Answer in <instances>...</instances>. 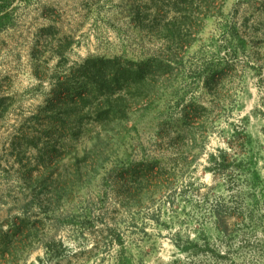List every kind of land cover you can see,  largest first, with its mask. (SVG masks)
Here are the masks:
<instances>
[{"label": "rangeland", "instance_id": "1", "mask_svg": "<svg viewBox=\"0 0 264 264\" xmlns=\"http://www.w3.org/2000/svg\"><path fill=\"white\" fill-rule=\"evenodd\" d=\"M0 264H264V0H0Z\"/></svg>", "mask_w": 264, "mask_h": 264}, {"label": "trees", "instance_id": "2", "mask_svg": "<svg viewBox=\"0 0 264 264\" xmlns=\"http://www.w3.org/2000/svg\"><path fill=\"white\" fill-rule=\"evenodd\" d=\"M151 166L150 165H148V167L146 168V170L145 171H151V168H150ZM146 174V173H145ZM145 174H144V176H145ZM145 178V177H144ZM147 180V179H146ZM217 225H218V227H220V228H222L223 230H224V225L221 223V221H220V219L219 218H217Z\"/></svg>", "mask_w": 264, "mask_h": 264}]
</instances>
